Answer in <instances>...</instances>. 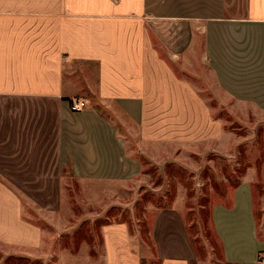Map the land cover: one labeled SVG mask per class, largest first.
Listing matches in <instances>:
<instances>
[{"label": "crops", "instance_id": "obj_1", "mask_svg": "<svg viewBox=\"0 0 264 264\" xmlns=\"http://www.w3.org/2000/svg\"><path fill=\"white\" fill-rule=\"evenodd\" d=\"M182 39L189 53L202 42L221 95L264 114V0H0V249L44 246L50 204L31 210L15 183L60 181L67 169L79 181H137L144 166L130 149L157 151L168 139L158 118L177 116L178 102L202 101L195 113L211 136L207 99L173 68ZM80 100L87 107L72 111ZM212 222L226 264H264L249 180ZM105 231L106 264L141 263L125 225ZM160 240L161 264H191L190 244L169 254Z\"/></svg>", "mask_w": 264, "mask_h": 264}, {"label": "rangeland", "instance_id": "obj_2", "mask_svg": "<svg viewBox=\"0 0 264 264\" xmlns=\"http://www.w3.org/2000/svg\"><path fill=\"white\" fill-rule=\"evenodd\" d=\"M181 42L185 60L180 55L173 68L181 81L191 84L196 98L207 99L211 136L204 134L201 112L195 113L202 101L193 110L178 102L173 108L177 116L169 119L164 109L158 118L164 123L161 135L168 139L157 151L147 155L130 149L144 166L137 181H79L67 169L60 181L15 183L29 190L26 207L31 210L32 205L40 209L50 204L41 216L44 246L34 252L0 249V264H106V226L120 224L131 242H142L136 246L140 264H161L157 239L169 254L184 242L190 244L191 264H226L212 210L216 204L231 205L234 189L244 180L252 184L258 234L264 240V114L239 107L218 92L201 61V41L194 53L186 51V39ZM119 124L123 132L133 130ZM131 141L136 147L137 137ZM44 191L51 197L43 198Z\"/></svg>", "mask_w": 264, "mask_h": 264}, {"label": "built area", "instance_id": "obj_3", "mask_svg": "<svg viewBox=\"0 0 264 264\" xmlns=\"http://www.w3.org/2000/svg\"><path fill=\"white\" fill-rule=\"evenodd\" d=\"M87 107V103L83 100H80V101H77V102H74L72 105H71V109L72 111H82L84 110L85 108Z\"/></svg>", "mask_w": 264, "mask_h": 264}]
</instances>
